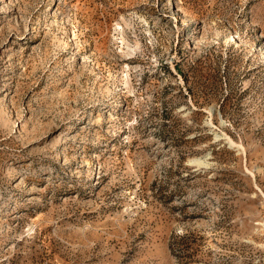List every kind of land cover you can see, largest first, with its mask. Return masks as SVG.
Masks as SVG:
<instances>
[{"label":"rangeland","instance_id":"374dc122","mask_svg":"<svg viewBox=\"0 0 264 264\" xmlns=\"http://www.w3.org/2000/svg\"><path fill=\"white\" fill-rule=\"evenodd\" d=\"M184 262L264 264V0H0V264Z\"/></svg>","mask_w":264,"mask_h":264},{"label":"trees","instance_id":"16d2710c","mask_svg":"<svg viewBox=\"0 0 264 264\" xmlns=\"http://www.w3.org/2000/svg\"><path fill=\"white\" fill-rule=\"evenodd\" d=\"M199 236H200L199 234L197 233L194 234L191 231L182 232L178 234L177 237L175 238V244L180 249L181 252L180 255L189 256L190 255L189 249L192 247V245L195 243V240H197V237ZM184 264H186V262H184Z\"/></svg>","mask_w":264,"mask_h":264}]
</instances>
